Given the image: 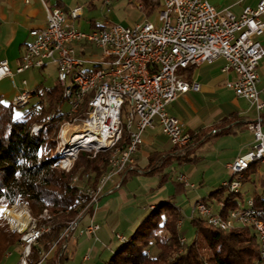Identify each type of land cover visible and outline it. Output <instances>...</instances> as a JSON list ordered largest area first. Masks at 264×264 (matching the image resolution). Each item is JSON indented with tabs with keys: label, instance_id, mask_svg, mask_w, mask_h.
Instances as JSON below:
<instances>
[{
	"label": "built area",
	"instance_id": "built-area-1",
	"mask_svg": "<svg viewBox=\"0 0 264 264\" xmlns=\"http://www.w3.org/2000/svg\"><path fill=\"white\" fill-rule=\"evenodd\" d=\"M158 3L154 21L145 19L131 26L105 21L98 27L82 28V7L67 11L46 8L44 25L28 32L30 41L16 67L0 61V80L53 68L64 99L60 112L65 116L53 138V160L65 174L73 171L82 153L92 159L108 155V170L95 186L93 173L78 171L72 176L70 186L77 190L80 207L75 218L60 230L52 250L41 252L40 262L53 257L59 264L75 234L91 237L99 231L91 212L103 196L113 192H103L102 187L117 173L120 182L130 172L142 174V169L133 165V155L147 129L157 123L171 147L187 145L189 132L167 107L178 96L199 90L197 82L183 78V71L189 67L210 66L222 60L221 71L234 75L226 87L255 107V118L244 120L253 144L230 163L231 178L221 187L227 194H239L244 173L256 166L264 203V103L257 90L258 68L264 58V48L257 39L264 32V0L254 7H243L238 15L229 9L217 10L207 0ZM39 95L36 89L22 90L10 103L22 108ZM123 132L127 145L122 149ZM45 145L48 159L51 153L48 143ZM175 180L186 189L192 188L184 175L175 176ZM216 204L215 210L214 204L195 202L191 218H200L225 232L249 229L260 251L255 264H264V210L255 206L254 199L235 209H227L223 201ZM48 229L26 224L23 242L14 245L19 250L16 264H28L31 248L38 246ZM115 238L120 244L126 240L119 234Z\"/></svg>",
	"mask_w": 264,
	"mask_h": 264
},
{
	"label": "trees",
	"instance_id": "trees-1",
	"mask_svg": "<svg viewBox=\"0 0 264 264\" xmlns=\"http://www.w3.org/2000/svg\"><path fill=\"white\" fill-rule=\"evenodd\" d=\"M140 12L148 17L158 8V0H138ZM193 67L185 69L190 75ZM40 100L22 108L5 103L0 98V206L13 205L25 207L29 214L37 218L44 210L50 216L49 229L32 247L28 264L41 261V252L48 253L59 238V232L75 218L79 209L77 190L70 186L74 173H93L95 186L99 178L108 170V155L92 159L82 153L70 174H65L53 159L42 156L43 146L56 135L59 125L65 120L60 112L64 104L62 89L54 83L49 88L38 85ZM245 120V119H244ZM244 120L235 117L224 118L217 122L214 129H197L189 132V142L183 148L171 147L163 153H151L147 165L142 169L145 176L158 180L160 188L170 183L172 192L166 201L156 205L140 222L135 231L120 244L116 252L102 264H255L260 251L256 237L247 228L221 231L208 225L200 218L193 217L188 224L194 230L195 238L187 240L186 230L180 228L183 215L176 202L186 193L184 184L171 177L169 169L198 162L195 150H206L216 139L232 136L238 121L246 126ZM33 125H42L38 137L30 135ZM127 145L126 132H123L120 148ZM256 172L251 166L244 177ZM220 187L208 198L223 201L227 209L237 208L238 194H227ZM201 202L204 203V200ZM255 206L264 210L259 197L254 199ZM18 235L0 218V264L6 252L16 244ZM184 239L181 243L180 240ZM154 246L153 255L148 249ZM64 255L59 264H63ZM47 264H55L50 257Z\"/></svg>",
	"mask_w": 264,
	"mask_h": 264
},
{
	"label": "crops",
	"instance_id": "crops-1",
	"mask_svg": "<svg viewBox=\"0 0 264 264\" xmlns=\"http://www.w3.org/2000/svg\"><path fill=\"white\" fill-rule=\"evenodd\" d=\"M220 1L221 5L217 10L229 9L238 15L243 7H254L259 0ZM116 4L132 5L140 12L138 0H0V61L6 60L12 69L16 67L25 45L30 41L28 32L44 25L46 8L57 7L67 11L80 6L83 9L82 17L86 11L94 14L100 9H110ZM140 14L144 17L141 21L145 20L146 17L141 12ZM95 19L96 17L92 15L87 26L98 27L105 21H112L104 20L99 23ZM257 39L264 48V32L260 33ZM222 66L223 61L218 60L210 66L193 67L192 73L188 76L183 72L184 80L197 82L199 90L178 96L171 104L177 105L179 99L184 101V104L177 105L173 109L170 107L167 111L181 121L186 131L191 132L200 128L212 131L217 122L219 123L224 118L235 117L237 120L255 118V107L245 99L235 96L233 91L226 87V83L233 80L234 75L223 73ZM50 68L53 70L52 67ZM35 71L41 70L27 71L0 80L2 101L10 103L18 92L35 89L38 85H42L43 88L54 85V83L46 84V77ZM258 72L257 90L264 103V58L259 65ZM36 99L38 97L31 104H34ZM234 126L238 128L234 135L216 139L204 151L195 150L194 156L198 162L169 169L172 179H175L177 175H184L188 184L192 185V188L186 189V193L176 202V207L179 208L183 217L185 213L189 215L192 213V206L197 201L204 200V203L214 204L216 210L218 201L208 198L209 195L231 178L228 168L230 163L251 148L252 133L238 121L234 122ZM169 149L170 144L156 123L154 127L144 132L142 144L133 155V165L144 169L151 153H163ZM192 165L201 168V172L196 177L199 187L195 183H190L186 176L193 173ZM203 168H207L205 170L210 174L208 181L204 179ZM119 178L120 175L117 173L103 185V192L110 190L113 192L103 196L91 212L92 219L100 225L99 231L91 237L85 234H75L69 249L64 254L63 264H102L116 252L120 245L115 234L128 238L148 213L156 205L165 202L172 192L170 183L158 188V180L153 176L130 172L123 182H120ZM262 184L261 177L256 172L243 176L242 188L235 200L237 207L244 206L249 199L260 198ZM226 195L225 191L221 199ZM185 223L183 219L180 228ZM13 257L16 258L13 264H16L19 250L14 246L4 256L1 264L4 260ZM78 259L80 260L77 261ZM46 260L39 264H47Z\"/></svg>",
	"mask_w": 264,
	"mask_h": 264
},
{
	"label": "rangeland",
	"instance_id": "rangeland-1",
	"mask_svg": "<svg viewBox=\"0 0 264 264\" xmlns=\"http://www.w3.org/2000/svg\"><path fill=\"white\" fill-rule=\"evenodd\" d=\"M207 1L209 2V4H212L216 9H219L218 6L221 5L220 0H207ZM92 15L96 17L95 20L99 23H101L104 20H112L113 22H117V23L125 25V26L134 25L135 23L140 22L144 18L143 16H141L140 12L134 6L126 5V4H116V6L114 5L110 9H106V8L100 9L99 11H96L94 14H92L88 11L84 12L83 16L79 20L80 27L85 28V26H87V24L89 23L90 17ZM146 19L154 21L156 19V11L152 15L146 17ZM35 72L46 77V84L52 85L53 83H55V74L53 73V70L50 67H47L44 70L35 71ZM192 93H194V92H192ZM37 94L39 95L40 93L37 92ZM181 96L182 95H180L179 97H181ZM34 99L35 98H33L32 101L28 105H30ZM38 99L40 100V95L38 96ZM182 104H184V101H181L179 99L177 102V105H182ZM177 105L170 104L167 107V110L169 111L170 107H171V109L176 108ZM139 147L140 146H138L137 149ZM192 169H194V171L192 170L193 171L192 174L189 173V174H187V175L185 174V175L188 177L190 183H195L196 186L199 187V182L196 180V177H198L199 173L201 172L200 171L201 168H200V166L192 165ZM205 169H207V168H205ZM205 169L203 168L202 171L205 172L204 173V179L206 181H208L210 174L207 173ZM3 207H5V206H3ZM18 207H16L15 205H14V207L13 206L6 207V209L8 211L5 215H2V220H4L8 224V227L10 230H11L10 225L12 224V221L14 219H16L17 216L20 214V210L28 211L23 206H18ZM192 214H194V213L192 212L190 215H192ZM190 215L185 213V216L183 219L186 221V223L181 226L182 230H184V227H185L186 234H187L186 238L188 241L191 240L192 238H195L194 230L191 227H189V224H188L189 220L191 219ZM37 220L38 221L40 220L39 223H41V222L44 223V221L39 219V217ZM45 224H50V222H46ZM155 251H156V249L154 248V246H151L148 249L149 255H153L155 253ZM49 259H50V257H48L46 261H49ZM15 260H16V258H14V257L11 259H7L6 261L4 260L3 264H13V262ZM79 260L80 259H78L77 261H79Z\"/></svg>",
	"mask_w": 264,
	"mask_h": 264
},
{
	"label": "bare ground",
	"instance_id": "bare-ground-1",
	"mask_svg": "<svg viewBox=\"0 0 264 264\" xmlns=\"http://www.w3.org/2000/svg\"><path fill=\"white\" fill-rule=\"evenodd\" d=\"M42 128H43L42 125H33L30 129V135L32 137H38ZM48 149H50V153H51L48 159H53V139L50 142H48ZM42 156L45 159H47L46 145L43 146ZM15 206L18 207V205H15ZM2 207L3 206H0V218H2V215H5L8 211L6 207H3V208ZM37 219L38 217L37 218L32 217L28 211L20 210V214L17 216L16 219L12 221V224L10 225L11 230L18 235L16 244H21L23 242L25 238V234H26V224L31 222L32 225H34L35 229H44V228L49 227V225L45 223L50 222L51 216L46 210H44L42 214L39 216V219L43 220L44 223L42 222L39 223L40 220L38 221ZM7 254L8 252L5 253V255Z\"/></svg>",
	"mask_w": 264,
	"mask_h": 264
}]
</instances>
